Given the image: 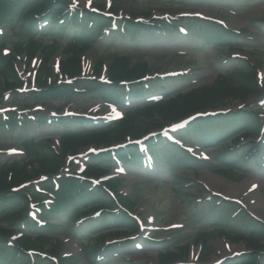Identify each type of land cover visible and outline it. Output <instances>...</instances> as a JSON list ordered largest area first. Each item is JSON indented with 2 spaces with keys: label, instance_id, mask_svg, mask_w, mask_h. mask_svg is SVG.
I'll return each instance as SVG.
<instances>
[{
  "label": "trees",
  "instance_id": "1",
  "mask_svg": "<svg viewBox=\"0 0 264 264\" xmlns=\"http://www.w3.org/2000/svg\"><path fill=\"white\" fill-rule=\"evenodd\" d=\"M99 8L101 13L70 9L65 0H0V25L12 27L18 23V19L22 24L18 40L7 34L0 35V105L6 93H16L24 84L15 68V57L25 56L29 62L34 58L41 59L36 76L37 88L25 96L34 99L35 104L45 105L51 99L72 98L80 93L91 92L103 101L113 102L127 109L122 119L110 123H97L85 116H64L60 113L37 114L36 122L33 123L29 117H18L14 112H9L7 118L0 114V129L36 124L52 129L60 144V151H56L48 138H25L21 142L24 156L9 159L0 166V264H55L50 258L42 257L49 254L58 256L59 247L54 243L53 235L60 230L67 231L71 235H77L74 237L78 240L85 236L84 232L89 227H92L90 237L87 242H83L87 259L92 261L97 257L98 260L103 251L105 259L113 257L116 255L117 245H107L106 239L111 234L117 236L112 232L116 229L117 234L123 237L139 232V227L132 218L137 203L118 193L110 182L94 184L91 180H98L110 173L118 161L126 166L141 167L144 156L135 145L109 149L90 155L84 172L79 174L70 169L68 155L77 154L89 146L108 148L129 139L140 138L152 130L178 122L194 113L205 114L222 107L230 100L244 101L251 94H260L256 68L244 65L227 73H219L210 84L170 95L169 92L159 94V97L152 85L157 83L156 79L147 78L152 77L156 71H152L145 61L133 62L126 53L114 57L110 65L99 59L92 70L93 78H85L82 74V58L95 41L103 39V28L111 22L104 14V6L100 4ZM109 10L114 16L120 11L115 6ZM139 16L129 14L121 19L122 36L136 47L147 34L143 44L147 47L152 46L153 37L170 39L173 35H180L176 27L178 22L139 21ZM151 16L152 13L147 11L140 17L149 19ZM201 22H198V26L195 25L197 27L194 31L220 36L229 33L209 21ZM39 24L43 25L41 30L38 29ZM190 32L193 38L199 36L191 30ZM229 35V39L237 40L232 33ZM203 37L206 39L208 36ZM173 41H176L175 37ZM123 44L127 46L126 43ZM8 45L12 49L4 54L3 49ZM229 45L235 46L236 43L233 41ZM57 54L61 56L59 74H55L50 67L51 60ZM105 67L108 69L109 83L99 80ZM60 78L74 79V84L61 82ZM154 95L159 99L148 101ZM141 99L147 100L130 106L126 104L131 100ZM242 113H245L244 118L248 122L242 121L239 129L232 130L238 124L240 111L228 116H200L189 124L187 130L193 135H200V132L203 139L210 141L218 137H213L214 135L226 131L220 132V125L224 128L229 124L232 128L227 129L228 134L240 132L239 136L231 140L232 143H239L244 138L240 137L242 135L255 140L261 134V121L257 117L259 114L249 110ZM187 130L183 133L188 134ZM153 143L160 145L163 152L153 146ZM149 145L150 153L154 156L161 155L167 159V156L178 154L184 157L185 152L178 145L163 142L160 138L149 141ZM235 147L244 146L236 144ZM254 149L252 147L243 155V162L248 156L256 157L252 153ZM229 158L228 164L235 163L236 156ZM41 175L45 177L36 185L33 180L40 179ZM24 184L26 185L17 190ZM202 190L200 187V192ZM32 205L37 206L42 213L41 225L30 219L29 210ZM66 215L71 217L68 224L63 219ZM248 219L250 218L246 216L247 221ZM250 221L246 222L244 230L241 227L232 233L227 231L230 229L229 225L200 233L197 243L203 244L201 261L213 255L214 249L209 241L214 237L213 232L217 231L216 236L223 234L233 243H242L248 250L227 264H264V230L258 228L251 219ZM189 251V245L177 246L160 251L158 259L162 264H186ZM29 252L36 254L30 255ZM117 263L132 264L123 256L114 260L113 264Z\"/></svg>",
  "mask_w": 264,
  "mask_h": 264
},
{
  "label": "rangeland",
  "instance_id": "2",
  "mask_svg": "<svg viewBox=\"0 0 264 264\" xmlns=\"http://www.w3.org/2000/svg\"><path fill=\"white\" fill-rule=\"evenodd\" d=\"M73 8L89 9L98 8L100 4L104 10L110 7L119 8V15L128 17L129 14L142 16L150 11L153 17H163L167 14L168 20L178 22V25L197 33L195 39L177 37L176 41L153 37L152 46L143 45L146 37L138 43V47L128 42L117 32L109 36L107 32L100 42H94L87 51L83 60V75L90 78L94 65L99 59H103L106 65H110L113 58L121 54H129L133 62L145 61L152 71H157V83L152 84L153 89L165 95L169 92L187 91L201 85L212 83L219 73H227L229 70L241 68L244 65L254 66L258 73L260 94L249 95L244 101L239 99L225 102L219 108L225 115L236 114L238 124L232 129H239L244 118L245 110L259 114L261 131L259 140L252 141L251 137H244L239 143H232V139L240 135L231 133L230 125L218 127L223 133L213 137L216 139L206 141L200 135H193L187 130L184 138L194 143L189 145L187 156H167V159L159 160V167L155 170L130 165L129 167L114 168L107 179L118 193L127 196L137 203L134 214L142 222L143 226L139 234H130L124 238L113 234L106 239L107 245H117L116 255L105 259L104 251L98 260H88L83 248L84 243L90 237L88 228L85 236L75 239L69 232L58 231L55 233L54 243L59 247L58 256L63 259L61 264H113L117 257L123 256L132 264H162L159 263L158 254L177 246H190V254L187 259L190 264H226L235 256L245 252V246L233 243L222 235L209 241L214 253L207 260L201 261L202 244L197 243L200 233L209 231L215 227L225 228L229 225L228 232L244 230L246 216L241 209H246L255 220L256 226L264 230V0H65ZM92 3L89 5L88 3ZM203 16V18H199ZM209 21L214 26L235 35L237 40L217 34H206L194 31L198 22ZM11 26L2 28L8 36L19 39L22 30L21 21ZM197 24V26H195ZM203 25V24H202ZM209 27L208 25H203ZM212 27V25H210ZM193 33V34H194ZM191 34V32H190ZM206 35V39L203 36ZM225 37V38H224ZM235 41V46L229 43ZM126 43L127 46H124ZM12 49L6 46L4 53ZM61 56L57 54L50 62L55 74H59L57 65ZM40 58L29 62L25 56L15 57V68L27 83L21 90L6 94L1 105L0 112L12 111L17 115L31 116L33 111L45 114H55V111L63 110L64 114L90 115L96 122L109 123L114 116H121L122 110L113 102L100 99L95 93L84 92L74 95L72 98H59L47 101L45 105L35 104L34 99L25 97L29 90L35 86L31 84L35 80V70L40 66ZM177 72L176 76L167 73ZM108 75V69L104 70ZM103 76V78L106 77ZM155 75V74H154ZM67 82V79H59ZM73 83H71L72 85ZM167 88V90H165ZM29 89V90H28ZM165 90V91H164ZM20 97V98H19ZM141 100H131L127 104L140 103ZM28 105L34 107L22 111ZM22 112V113H21ZM214 114V113H212ZM217 114V113H216ZM92 119H90L92 121ZM248 122V121H247ZM191 124L184 121L178 124L179 130ZM226 124V122L224 123ZM223 128V129H222ZM222 129V130H221ZM157 133L154 132L153 136ZM35 137L37 140L49 139L52 147L60 151V144L55 132L43 126L28 125L25 127H5L0 129V166L9 159L22 158L24 154H13L10 150L23 149L21 141L24 138ZM211 137V139L213 138ZM53 138V139H52ZM215 142H212L214 141ZM244 147H235V145ZM253 146L257 155L256 162L239 164L248 150ZM234 147L230 150L229 148ZM158 148V146H157ZM95 150L94 146L80 150L77 154H70L67 162L70 166L80 170L84 168L88 150ZM227 149V151H225ZM229 149V150H228ZM230 157L236 156L235 163L228 164ZM164 162L171 164L170 168L164 167ZM161 166V167H160ZM129 168V169H128ZM128 170V171H127ZM145 172V174H143ZM200 187L203 190L200 192ZM231 201L233 205L227 202ZM210 203V204H209ZM241 207V209L239 208ZM260 208V209H259ZM235 217L231 220V217ZM65 224L70 223V215L63 217ZM251 222V221H250ZM250 226V225H249ZM84 233H79L84 235ZM84 242V243H83ZM125 244V245H123ZM239 253V254H238ZM61 254V255H60ZM238 254V255H237ZM32 255V253L30 254ZM108 256V255H107ZM234 257V258H233ZM60 263V259L57 258ZM119 264V263H117Z\"/></svg>",
  "mask_w": 264,
  "mask_h": 264
},
{
  "label": "bare ground",
  "instance_id": "3",
  "mask_svg": "<svg viewBox=\"0 0 264 264\" xmlns=\"http://www.w3.org/2000/svg\"><path fill=\"white\" fill-rule=\"evenodd\" d=\"M261 207H264V200H263V203L261 204ZM260 209V208H259Z\"/></svg>",
  "mask_w": 264,
  "mask_h": 264
}]
</instances>
